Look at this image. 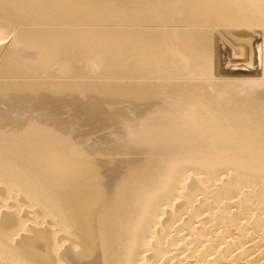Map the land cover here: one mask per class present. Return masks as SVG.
<instances>
[{"label":"bare ground","instance_id":"1","mask_svg":"<svg viewBox=\"0 0 264 264\" xmlns=\"http://www.w3.org/2000/svg\"><path fill=\"white\" fill-rule=\"evenodd\" d=\"M0 264H264V0H0Z\"/></svg>","mask_w":264,"mask_h":264},{"label":"rangeland","instance_id":"2","mask_svg":"<svg viewBox=\"0 0 264 264\" xmlns=\"http://www.w3.org/2000/svg\"><path fill=\"white\" fill-rule=\"evenodd\" d=\"M227 49L229 50V46H227ZM222 51L224 52V49H222Z\"/></svg>","mask_w":264,"mask_h":264}]
</instances>
